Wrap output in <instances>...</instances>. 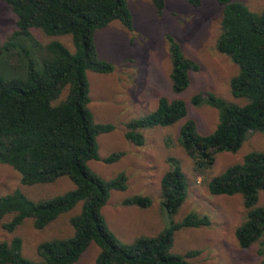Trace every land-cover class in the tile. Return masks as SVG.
<instances>
[{
  "label": "trees",
  "instance_id": "16d2710c",
  "mask_svg": "<svg viewBox=\"0 0 264 264\" xmlns=\"http://www.w3.org/2000/svg\"><path fill=\"white\" fill-rule=\"evenodd\" d=\"M3 1L17 15V28L1 49L27 43L26 39L34 37L30 28L37 27L49 35H71L75 51L60 40L50 41L40 47V70L32 50L24 47L29 59L27 77L5 78L0 73V163L13 167L23 185L52 183L66 176L75 188L41 200L31 199L19 188L0 196L1 226L14 232L26 218H32L37 229H44L78 202L83 204L81 212L70 218L74 234L40 242L39 260L26 257L23 238L14 236L0 240V264H73L93 242L100 248L95 264H197L191 258L201 250L174 251L175 234L184 228L209 225V216L191 212L179 221L172 219L155 235L123 242L108 226L102 208L112 190L127 189L128 177L120 172L106 180L89 167L91 160L100 159L98 135L115 129L112 123L95 122L89 108L87 71H114L110 61L99 57L95 32L113 20L133 30L134 18L127 0ZM188 1L193 7L202 4V0ZM217 1L223 6L217 49L238 66V73L231 79V93L237 101H227L212 91L192 97L193 105H210L219 111L217 127L209 134H201L190 118L180 129L179 142L200 173L215 164L218 153L237 152L250 133H264V10L253 11L236 0ZM152 2L161 14L166 0ZM169 40L172 90L182 93L190 84L191 72L198 71L200 64L186 56L171 36ZM65 90L67 95L62 98ZM186 116L185 100L162 96L154 111L126 122V137L141 145L145 141L141 130L171 126ZM122 155V151L114 152L104 161L113 163ZM169 162L170 169L161 181V195L163 207L173 218L187 197L188 184L179 160L171 157ZM208 186L212 194L242 195L246 216L235 235L242 248L258 243L264 264V206L258 203L264 191V150L246 154L243 161L214 176ZM123 203L148 208L152 199L138 194Z\"/></svg>",
  "mask_w": 264,
  "mask_h": 264
},
{
  "label": "rangeland",
  "instance_id": "374dc122",
  "mask_svg": "<svg viewBox=\"0 0 264 264\" xmlns=\"http://www.w3.org/2000/svg\"><path fill=\"white\" fill-rule=\"evenodd\" d=\"M256 12L264 10V0H236ZM134 18V29L129 30L119 20L95 32L99 57L114 65L111 73L87 71L91 101L89 108L97 123H112L115 129L97 137L100 159H93L89 167L103 179L109 180L120 172L128 177L126 190L114 189L102 213L110 229L123 242H132L141 235H155L168 227L172 219L179 221L187 214L196 212L209 216L207 226L184 228L176 232L173 250L185 253L199 249L201 253L191 258L197 264H261L259 244L242 248L235 231L244 221L246 208L241 194H212L209 181L229 166L241 162L252 151L264 150V133L252 132L237 152L223 151L216 155L215 164L200 173L180 144V129L184 122L193 119L201 134L215 130L219 111L210 105L195 106L191 99L202 91H212L227 101L236 102L231 93V79L238 73L237 64L217 49L221 33L223 6L217 0H202L193 7L188 0H166L159 14L152 0H127ZM17 28V15L9 5L0 0V47ZM34 37L16 48H0V73L5 78L27 77L28 57L22 48L32 50L37 68L42 69L41 48L52 40L62 41L72 52L75 46L71 35H49L42 29L31 27ZM171 36L185 55L200 64L198 71L191 72L188 88L174 93L171 85L172 56ZM13 51V56H12ZM23 59V61H21ZM67 90L62 93V98ZM162 96L180 98L187 102L188 116L171 126H155L141 130L145 141L137 145L126 137V122L154 111ZM123 155L113 163L105 158L114 152ZM181 163L188 184V194L178 213L172 218L162 205L161 181L170 169L169 158ZM18 172L0 163V196L21 189L33 200L50 198L75 188L74 182L60 177L52 183L23 185ZM147 195L152 205L141 208L125 205L123 201L134 195ZM264 206V191L259 202ZM83 202L62 213L44 229H37L32 218H26L14 231H5L0 223V240L23 238V254L39 260L37 247L40 242L74 234L70 218L79 214ZM100 251L91 243L78 261L73 264H95Z\"/></svg>",
  "mask_w": 264,
  "mask_h": 264
}]
</instances>
